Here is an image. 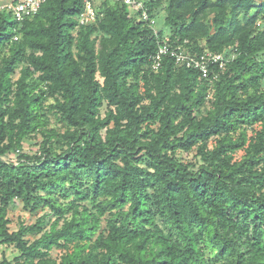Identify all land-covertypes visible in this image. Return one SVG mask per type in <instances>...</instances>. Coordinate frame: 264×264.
Segmentation results:
<instances>
[{"label":"trees","instance_id":"obj_1","mask_svg":"<svg viewBox=\"0 0 264 264\" xmlns=\"http://www.w3.org/2000/svg\"><path fill=\"white\" fill-rule=\"evenodd\" d=\"M139 1L0 8V264H264V0ZM165 36L228 60L154 68Z\"/></svg>","mask_w":264,"mask_h":264},{"label":"built area","instance_id":"obj_2","mask_svg":"<svg viewBox=\"0 0 264 264\" xmlns=\"http://www.w3.org/2000/svg\"><path fill=\"white\" fill-rule=\"evenodd\" d=\"M43 1L44 0H10L3 3L0 8L10 10L17 21H22L23 19L34 15ZM123 1L126 4L131 5L134 9L137 7L142 8V3L139 0ZM141 18L149 21L150 25H155V19L149 16L143 8ZM76 20L78 25H85L94 22L95 9L91 0H84V9L76 16ZM167 54L173 57L176 65L185 64L186 66H192L200 72L202 77L208 76L210 64H217L219 68H222L228 60L224 54L210 52L209 50H204L199 55H191L181 45H174V43H170L169 38L165 36L158 48V51L151 57L153 60V67L157 68L160 64L161 57Z\"/></svg>","mask_w":264,"mask_h":264},{"label":"rangeland","instance_id":"obj_3","mask_svg":"<svg viewBox=\"0 0 264 264\" xmlns=\"http://www.w3.org/2000/svg\"><path fill=\"white\" fill-rule=\"evenodd\" d=\"M10 1V0H9ZM99 2V0H95L94 1V6L95 4H97ZM5 3V0H0V6ZM12 19V17H10V20ZM16 78V77H14ZM103 111V109H102ZM50 121H49V126H56L59 125L60 123L57 122L54 117L50 114ZM39 141L41 140L40 136L38 137ZM38 139L36 140H26L24 142V148L23 150L25 152H29L30 154H32L33 152H35L37 150V146L35 144V142H37ZM211 145V144H210ZM178 156L180 158H192V154L190 153L189 155H185L183 153H178ZM186 158V159H187ZM188 160V159H187ZM41 214V211H39L37 214L31 213L29 211H25L22 209V205L20 202H15L13 204H11L7 210V218L9 219V229L10 230H16L18 228V226L21 223H24L26 225L31 224L34 222V220L36 219L37 216H39ZM103 221H102V225H103ZM25 237L29 238L30 241H32L34 238H36V235H25ZM18 251L13 247V246H9V245H0V259L2 257H7L9 259L13 258L14 256L18 255ZM64 253V250L62 248H54L51 251V256L55 259H57L58 261L60 260V256Z\"/></svg>","mask_w":264,"mask_h":264},{"label":"crops","instance_id":"obj_4","mask_svg":"<svg viewBox=\"0 0 264 264\" xmlns=\"http://www.w3.org/2000/svg\"><path fill=\"white\" fill-rule=\"evenodd\" d=\"M9 0H5V2H8Z\"/></svg>","mask_w":264,"mask_h":264}]
</instances>
